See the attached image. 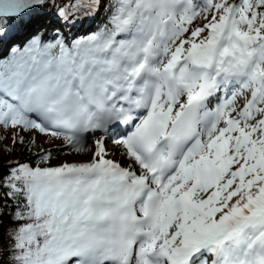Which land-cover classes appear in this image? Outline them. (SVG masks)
<instances>
[{
  "label": "snow or ice",
  "instance_id": "snow-or-ice-1",
  "mask_svg": "<svg viewBox=\"0 0 264 264\" xmlns=\"http://www.w3.org/2000/svg\"><path fill=\"white\" fill-rule=\"evenodd\" d=\"M0 131L87 157L0 168V264H264V0H0Z\"/></svg>",
  "mask_w": 264,
  "mask_h": 264
},
{
  "label": "trees",
  "instance_id": "trees-1",
  "mask_svg": "<svg viewBox=\"0 0 264 264\" xmlns=\"http://www.w3.org/2000/svg\"><path fill=\"white\" fill-rule=\"evenodd\" d=\"M37 134V133H36ZM0 136H4L2 131H0ZM36 149L42 146L40 144H35ZM6 149L8 151H6ZM22 145H16L13 148L12 145V135L8 138L5 137V139L0 140V168H2L5 164L8 163L9 160L15 162V161H31L33 165L37 163V158L35 156V153L38 151L34 147L31 151H23ZM47 166V165H45ZM0 204H2V201H0ZM5 227L8 226V221L5 218L4 221Z\"/></svg>",
  "mask_w": 264,
  "mask_h": 264
},
{
  "label": "rangeland",
  "instance_id": "rangeland-1",
  "mask_svg": "<svg viewBox=\"0 0 264 264\" xmlns=\"http://www.w3.org/2000/svg\"><path fill=\"white\" fill-rule=\"evenodd\" d=\"M2 133L4 134V136L6 138L13 135V133L11 131H9V132H3L2 131ZM33 137L36 138V144H40L44 149H52V158H51V160L47 166H58L62 163H73V162H78V161L84 159V157L69 155L67 153H57L56 147H57L58 142H49L47 140V138H45L43 136H39L35 132L28 133L25 135L26 141L29 139H32ZM49 145L50 146L55 145L56 147L50 148ZM34 148L36 149V146H34ZM39 149H40V147L36 150H39ZM86 159H87V157H86Z\"/></svg>",
  "mask_w": 264,
  "mask_h": 264
},
{
  "label": "bare ground",
  "instance_id": "bare-ground-1",
  "mask_svg": "<svg viewBox=\"0 0 264 264\" xmlns=\"http://www.w3.org/2000/svg\"><path fill=\"white\" fill-rule=\"evenodd\" d=\"M50 148H53V147H56L55 145H49ZM109 148L111 149L112 148V145H111V142H109ZM84 159H86V157H84Z\"/></svg>",
  "mask_w": 264,
  "mask_h": 264
}]
</instances>
